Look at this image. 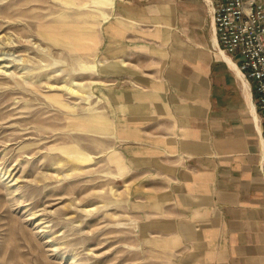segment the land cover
<instances>
[{"label":"crops","instance_id":"crops-1","mask_svg":"<svg viewBox=\"0 0 264 264\" xmlns=\"http://www.w3.org/2000/svg\"><path fill=\"white\" fill-rule=\"evenodd\" d=\"M216 1L114 0L98 87L157 251L170 264H264V124L253 80L217 50Z\"/></svg>","mask_w":264,"mask_h":264},{"label":"rangeland","instance_id":"rangeland-1","mask_svg":"<svg viewBox=\"0 0 264 264\" xmlns=\"http://www.w3.org/2000/svg\"><path fill=\"white\" fill-rule=\"evenodd\" d=\"M113 1L0 0V264H170L99 92Z\"/></svg>","mask_w":264,"mask_h":264},{"label":"built area","instance_id":"built-area-1","mask_svg":"<svg viewBox=\"0 0 264 264\" xmlns=\"http://www.w3.org/2000/svg\"><path fill=\"white\" fill-rule=\"evenodd\" d=\"M214 22L217 50L235 57L240 75L253 80L264 124V0H217ZM260 168L264 174V155Z\"/></svg>","mask_w":264,"mask_h":264},{"label":"bare ground","instance_id":"bare-ground-1","mask_svg":"<svg viewBox=\"0 0 264 264\" xmlns=\"http://www.w3.org/2000/svg\"><path fill=\"white\" fill-rule=\"evenodd\" d=\"M225 56H227V55H225ZM239 71V70H238ZM243 80H245V78L243 79ZM246 81V80H245ZM70 90V89H69Z\"/></svg>","mask_w":264,"mask_h":264}]
</instances>
